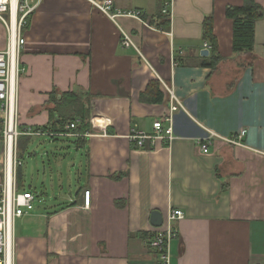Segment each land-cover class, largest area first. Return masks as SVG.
<instances>
[{
  "label": "crops",
  "instance_id": "obj_1",
  "mask_svg": "<svg viewBox=\"0 0 264 264\" xmlns=\"http://www.w3.org/2000/svg\"><path fill=\"white\" fill-rule=\"evenodd\" d=\"M113 1L117 10L142 11L157 29L112 21L85 0H42L23 31L18 129L62 132L75 124V136L64 139L77 152L70 165L77 186L73 198L14 221L11 264H160L149 246L157 230L150 216L164 220L173 209L183 218L172 225L170 264H264V0H254L261 15L253 50L240 54L232 52L225 9L244 0ZM206 18L215 45L203 35ZM120 31L135 48L120 45ZM6 45L0 22V52ZM212 56L214 67L203 66ZM161 83L183 107L171 115L173 139L138 148L131 135H149L168 118ZM244 130L241 146L223 140ZM211 134L202 154L199 142ZM40 138L18 139L20 164ZM1 163L0 150V181ZM16 185L44 200L45 191L24 188L21 165Z\"/></svg>",
  "mask_w": 264,
  "mask_h": 264
},
{
  "label": "built area",
  "instance_id": "obj_2",
  "mask_svg": "<svg viewBox=\"0 0 264 264\" xmlns=\"http://www.w3.org/2000/svg\"><path fill=\"white\" fill-rule=\"evenodd\" d=\"M92 4L98 11L114 21L116 18H129L139 21L144 27L156 30L157 27L150 23L142 11L123 12L117 10L113 0H85ZM42 0H0V22L7 33V45L4 51L0 52V150L2 152V180L0 181V264H11L12 252L14 248L13 231L14 221L33 211V203L37 198L31 192H20L16 185L17 168L21 165L16 157V147L18 139L27 137H62L70 138L75 136L72 130L75 124H68L63 127V131L51 130H23L19 131L17 124V85L22 69L20 68V53L25 45L23 31L28 19L38 9ZM172 2H164L161 14L169 17V8ZM264 20V11L262 13ZM120 45L125 48H135L129 35L120 31ZM163 91L169 99V114L164 120L155 121L152 125V133H134L131 139L135 141L138 148H143L144 142L149 141L151 146H156L159 141L170 142L173 139L171 125V115L183 110L181 102L174 89L165 83H161ZM169 122L168 127L163 126V122ZM246 131L238 133L237 137L224 138L223 140L235 146L242 145V138ZM216 138L211 134L206 139L199 142L200 152L209 153V141ZM89 192H84V208L89 207ZM183 218L180 210L169 211L157 228L156 233L149 242L151 249L156 251L160 264H170L171 260V240L176 236L172 225Z\"/></svg>",
  "mask_w": 264,
  "mask_h": 264
},
{
  "label": "rangeland",
  "instance_id": "obj_3",
  "mask_svg": "<svg viewBox=\"0 0 264 264\" xmlns=\"http://www.w3.org/2000/svg\"><path fill=\"white\" fill-rule=\"evenodd\" d=\"M144 1L149 0H132L133 3ZM55 139L57 140L48 137L33 139L20 158L24 188L28 190L30 186L32 192L38 193L45 191V201L41 198L35 199L34 212L47 208L46 205L55 202V198L59 201L58 199L68 194V198L74 197L77 182L72 173L76 168H71L70 165L76 163L74 159L77 152L72 144L73 140L62 137Z\"/></svg>",
  "mask_w": 264,
  "mask_h": 264
},
{
  "label": "trees",
  "instance_id": "obj_4",
  "mask_svg": "<svg viewBox=\"0 0 264 264\" xmlns=\"http://www.w3.org/2000/svg\"><path fill=\"white\" fill-rule=\"evenodd\" d=\"M260 15L259 7L254 3V0H244L241 6H230L225 9L226 18L232 21V52L234 54L252 52L254 46V24ZM161 16L163 17V24H167L168 17L162 14ZM203 35L215 45L212 36L211 18H206L203 21ZM211 51L212 53L215 51L214 46H212ZM218 60V56L216 59L212 56L210 61L203 64V66L213 68ZM72 131H77V126Z\"/></svg>",
  "mask_w": 264,
  "mask_h": 264
},
{
  "label": "water",
  "instance_id": "obj_5",
  "mask_svg": "<svg viewBox=\"0 0 264 264\" xmlns=\"http://www.w3.org/2000/svg\"><path fill=\"white\" fill-rule=\"evenodd\" d=\"M201 56L205 57L208 55V51L204 50L200 53ZM163 222V218L158 212H152L150 216V223L154 228H159L161 227Z\"/></svg>",
  "mask_w": 264,
  "mask_h": 264
}]
</instances>
